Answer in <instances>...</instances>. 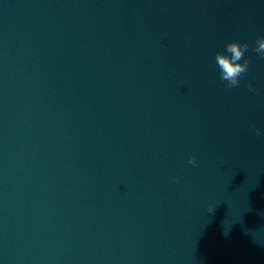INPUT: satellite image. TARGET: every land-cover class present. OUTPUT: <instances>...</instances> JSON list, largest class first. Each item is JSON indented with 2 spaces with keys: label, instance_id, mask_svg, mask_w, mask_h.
Returning a JSON list of instances; mask_svg holds the SVG:
<instances>
[{
  "label": "water",
  "instance_id": "95a60500",
  "mask_svg": "<svg viewBox=\"0 0 264 264\" xmlns=\"http://www.w3.org/2000/svg\"><path fill=\"white\" fill-rule=\"evenodd\" d=\"M258 41L264 0H0V264H264Z\"/></svg>",
  "mask_w": 264,
  "mask_h": 264
},
{
  "label": "clouds",
  "instance_id": "9594fccd",
  "mask_svg": "<svg viewBox=\"0 0 264 264\" xmlns=\"http://www.w3.org/2000/svg\"><path fill=\"white\" fill-rule=\"evenodd\" d=\"M244 46L239 42L230 41L224 52L217 53V64L220 68L221 79L227 81L228 86L238 83V77L247 70V63L240 62ZM257 51L264 53V41L257 42ZM189 163H195V157H189Z\"/></svg>",
  "mask_w": 264,
  "mask_h": 264
}]
</instances>
